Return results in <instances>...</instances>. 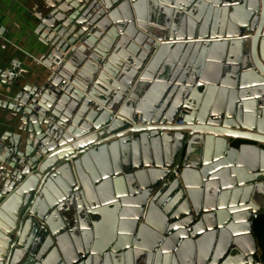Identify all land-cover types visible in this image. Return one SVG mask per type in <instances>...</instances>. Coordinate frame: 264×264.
I'll list each match as a JSON object with an SVG mask.
<instances>
[{
    "label": "water",
    "instance_id": "95a60500",
    "mask_svg": "<svg viewBox=\"0 0 264 264\" xmlns=\"http://www.w3.org/2000/svg\"><path fill=\"white\" fill-rule=\"evenodd\" d=\"M0 36V264H264V0H0Z\"/></svg>",
    "mask_w": 264,
    "mask_h": 264
},
{
    "label": "trees",
    "instance_id": "16d2710c",
    "mask_svg": "<svg viewBox=\"0 0 264 264\" xmlns=\"http://www.w3.org/2000/svg\"><path fill=\"white\" fill-rule=\"evenodd\" d=\"M253 235L261 248L260 260L264 262V213L258 214L252 221Z\"/></svg>",
    "mask_w": 264,
    "mask_h": 264
},
{
    "label": "bare ground",
    "instance_id": "6f19581e",
    "mask_svg": "<svg viewBox=\"0 0 264 264\" xmlns=\"http://www.w3.org/2000/svg\"><path fill=\"white\" fill-rule=\"evenodd\" d=\"M175 124H176V122H174ZM195 124H199V125H208V123L207 122H205V123H200V122H196ZM217 125V124H216ZM218 126H220V125H218ZM211 127V126H210ZM232 132H233V135H236L237 133L235 132V131H233L232 130ZM231 133L228 131V132H226L225 133V135L226 136H229ZM244 134H246L247 136H252V137H258V138H264V136H258V135H256L255 133H251V132H244ZM247 206V204H245V205H243L242 207H246ZM255 206H257V205H255ZM236 208H238V207H233V209H236ZM254 209H256L255 207H253ZM245 209H247V207L245 208ZM241 210H244V208H242ZM99 211H103V209H100ZM238 211V210H237ZM246 216H247V213H244V214H239L237 217H240L241 218V222H245V219L244 218H246ZM240 236V235H239ZM240 237H242V236H240ZM237 239V238H236Z\"/></svg>",
    "mask_w": 264,
    "mask_h": 264
},
{
    "label": "crops",
    "instance_id": "0c3cea01",
    "mask_svg": "<svg viewBox=\"0 0 264 264\" xmlns=\"http://www.w3.org/2000/svg\"><path fill=\"white\" fill-rule=\"evenodd\" d=\"M35 5V7H37L38 6V2L37 1H35V2H33L32 3V5ZM8 18H10L9 20L11 21V20H16V18H17V15L15 14V13H13V12H9V15H8ZM1 37V36H0Z\"/></svg>",
    "mask_w": 264,
    "mask_h": 264
},
{
    "label": "flooded vegetation",
    "instance_id": "af4514ba",
    "mask_svg": "<svg viewBox=\"0 0 264 264\" xmlns=\"http://www.w3.org/2000/svg\"><path fill=\"white\" fill-rule=\"evenodd\" d=\"M261 256V255H260Z\"/></svg>",
    "mask_w": 264,
    "mask_h": 264
}]
</instances>
